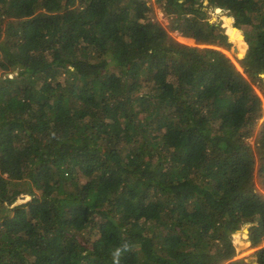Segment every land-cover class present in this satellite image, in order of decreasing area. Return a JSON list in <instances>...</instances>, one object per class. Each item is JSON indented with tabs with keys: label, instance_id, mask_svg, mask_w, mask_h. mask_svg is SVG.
<instances>
[{
	"label": "trees",
	"instance_id": "trees-1",
	"mask_svg": "<svg viewBox=\"0 0 264 264\" xmlns=\"http://www.w3.org/2000/svg\"><path fill=\"white\" fill-rule=\"evenodd\" d=\"M156 1L0 0V264H264V0Z\"/></svg>",
	"mask_w": 264,
	"mask_h": 264
},
{
	"label": "rangeland",
	"instance_id": "rangeland-1",
	"mask_svg": "<svg viewBox=\"0 0 264 264\" xmlns=\"http://www.w3.org/2000/svg\"><path fill=\"white\" fill-rule=\"evenodd\" d=\"M148 4L153 5L154 9H155V19H157L158 21H160L164 26H166L168 28V24L169 22V17H167L162 9V6L159 2H157L156 0H148ZM207 5V3H205ZM209 15L211 17L212 21H219L221 23V25L224 27L225 32L228 34L227 32V27H228V23H226V17L228 16L227 13H225L221 8H213L212 10L209 9ZM233 25V23H232ZM234 26V25H233ZM236 27V26H234ZM239 29V28H237ZM170 34L173 35L176 39H178L179 41L192 45V46H197V47H205L204 45L193 42L192 40H190V37H185L183 35H175V31L168 29ZM240 32L243 35L244 38V47L241 48V46H239L237 44L236 41H233V46L231 50H225V52L233 59V61L236 63V65L238 66V68H240V70H242V68L240 67V64L238 63L237 59L240 58L238 56V54L234 51V45H237L239 48V52L242 53L243 55H245L247 49H248V43L245 39V29H239ZM262 95V94H261ZM263 99L264 96L262 95ZM264 124V114L262 119L260 120L258 129H260ZM253 142L254 140H252V151H253ZM30 199V195L28 193H24L20 196L18 202H26ZM245 229H248V227L246 226L242 233L238 235V233H235V241H238V253L236 254V256L231 260L230 263L227 264H231L233 263V261L237 260V259H245V260H249V258L257 251V250H253L254 245L251 244V242L248 239V231H245ZM239 236V237H238ZM240 244H242V247L239 248ZM264 244V243H263Z\"/></svg>",
	"mask_w": 264,
	"mask_h": 264
},
{
	"label": "water",
	"instance_id": "water-1",
	"mask_svg": "<svg viewBox=\"0 0 264 264\" xmlns=\"http://www.w3.org/2000/svg\"><path fill=\"white\" fill-rule=\"evenodd\" d=\"M227 17L230 18V19L232 20V23H233V21H234L233 17H232V16H227ZM235 28H237V27H235ZM234 51L238 54V56H239L240 58H243V57H244L243 54H242V56L239 55L240 52H239V48H238L237 45H234ZM245 231H248V230L245 229ZM240 247H242V244H240L239 248H240Z\"/></svg>",
	"mask_w": 264,
	"mask_h": 264
},
{
	"label": "built area",
	"instance_id": "built-area-1",
	"mask_svg": "<svg viewBox=\"0 0 264 264\" xmlns=\"http://www.w3.org/2000/svg\"><path fill=\"white\" fill-rule=\"evenodd\" d=\"M180 33L178 31H175V35H179Z\"/></svg>",
	"mask_w": 264,
	"mask_h": 264
},
{
	"label": "clouds",
	"instance_id": "clouds-1",
	"mask_svg": "<svg viewBox=\"0 0 264 264\" xmlns=\"http://www.w3.org/2000/svg\"><path fill=\"white\" fill-rule=\"evenodd\" d=\"M217 8V7H216ZM229 16V15H228ZM238 28V27H237Z\"/></svg>",
	"mask_w": 264,
	"mask_h": 264
}]
</instances>
